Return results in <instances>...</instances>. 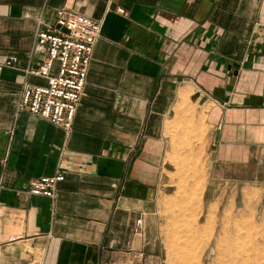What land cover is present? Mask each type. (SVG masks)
Wrapping results in <instances>:
<instances>
[{
  "label": "crops",
  "instance_id": "0c3cea01",
  "mask_svg": "<svg viewBox=\"0 0 264 264\" xmlns=\"http://www.w3.org/2000/svg\"><path fill=\"white\" fill-rule=\"evenodd\" d=\"M61 9L104 22L69 135L20 110L26 85L48 84L37 22ZM11 58L0 70V264H159L134 226L164 190L176 111L192 98L210 181L264 198V0H0V65ZM58 173L54 198L30 194L32 179Z\"/></svg>",
  "mask_w": 264,
  "mask_h": 264
},
{
  "label": "rangeland",
  "instance_id": "374dc122",
  "mask_svg": "<svg viewBox=\"0 0 264 264\" xmlns=\"http://www.w3.org/2000/svg\"><path fill=\"white\" fill-rule=\"evenodd\" d=\"M172 128L165 187L143 244L155 245L159 264H264L262 191L210 181L208 128L197 100L178 107Z\"/></svg>",
  "mask_w": 264,
  "mask_h": 264
},
{
  "label": "built area",
  "instance_id": "2783aa9c",
  "mask_svg": "<svg viewBox=\"0 0 264 264\" xmlns=\"http://www.w3.org/2000/svg\"><path fill=\"white\" fill-rule=\"evenodd\" d=\"M103 25V20L65 9L56 12L53 25L38 20L34 51L44 52L45 58L37 73L47 78L48 84L45 87L26 85L20 110L47 120L67 135L72 132ZM15 62L14 58L9 59L0 65V70L4 66L14 67ZM55 62L59 64L58 72L52 75ZM31 72L27 70V73ZM64 180L63 173L32 179L29 192L34 196L54 198L58 185ZM145 232V218L140 217L135 222L134 235L143 242Z\"/></svg>",
  "mask_w": 264,
  "mask_h": 264
},
{
  "label": "water",
  "instance_id": "95a60500",
  "mask_svg": "<svg viewBox=\"0 0 264 264\" xmlns=\"http://www.w3.org/2000/svg\"><path fill=\"white\" fill-rule=\"evenodd\" d=\"M229 72L231 73V76H237L238 75V70H239V65L230 63L228 66Z\"/></svg>",
  "mask_w": 264,
  "mask_h": 264
},
{
  "label": "bare ground",
  "instance_id": "6f19581e",
  "mask_svg": "<svg viewBox=\"0 0 264 264\" xmlns=\"http://www.w3.org/2000/svg\"><path fill=\"white\" fill-rule=\"evenodd\" d=\"M193 193H194V191H193ZM192 195V194H191ZM199 196V195H198ZM197 197V196H196ZM196 197H195V199H196ZM209 220V219H208ZM211 221V220H210Z\"/></svg>",
  "mask_w": 264,
  "mask_h": 264
}]
</instances>
